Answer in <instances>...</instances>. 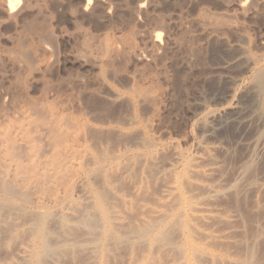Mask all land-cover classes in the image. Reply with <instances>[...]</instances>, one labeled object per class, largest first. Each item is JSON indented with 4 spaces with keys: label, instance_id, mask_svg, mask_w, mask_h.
I'll use <instances>...</instances> for the list:
<instances>
[{
    "label": "rangeland",
    "instance_id": "rangeland-1",
    "mask_svg": "<svg viewBox=\"0 0 264 264\" xmlns=\"http://www.w3.org/2000/svg\"><path fill=\"white\" fill-rule=\"evenodd\" d=\"M118 1H103L109 5L107 17L99 14L100 6L85 18L65 10V24L57 25L61 14L51 9L49 0H32L24 22L13 24V36L28 35L23 27H31V21L40 22L41 28L50 21L71 35L90 33L88 52L100 63V43L103 48L112 36L124 41L128 32L139 29L128 15L141 0ZM151 1L155 0L141 1L147 14L141 17L146 23L140 19V30L152 29L159 18L171 24L161 30L165 50L158 59L136 62L123 53L125 59L122 54L113 59L103 74L104 70L72 64L79 43L58 54L54 79L84 77L87 90L83 85L86 91L75 94L76 110L87 126L84 143L94 158L106 157L107 167L103 174L89 176L85 186L77 184V209L72 206L65 212V235L74 243L65 252L71 256L63 251L46 264H264V82L257 81L264 70V8H253L241 18L238 0H160L157 5ZM127 37L142 48L134 34ZM146 88L150 93L144 97L140 92ZM143 137L155 145L143 147ZM177 155L180 166H174ZM81 185L91 191L89 201ZM165 190L170 196H163ZM88 206L96 213H86ZM103 221L109 222L105 228L110 233L105 252L101 257L92 251L89 255L102 235ZM23 237L2 247L9 257L3 252L0 264L19 262L27 234Z\"/></svg>",
    "mask_w": 264,
    "mask_h": 264
},
{
    "label": "bare ground",
    "instance_id": "bare-ground-1",
    "mask_svg": "<svg viewBox=\"0 0 264 264\" xmlns=\"http://www.w3.org/2000/svg\"><path fill=\"white\" fill-rule=\"evenodd\" d=\"M21 1L23 2L20 3ZM30 1L32 2V0H0V32L5 31L12 33L6 36L0 35V43H7L10 46H4L7 48L0 49V259L4 258L2 255L7 253L6 250L5 252L3 250L4 254H2L3 252L1 251V249H6L2 248L6 243L12 242L13 239L16 238L17 240H19V238L23 239L24 234H27V238L25 237L26 243L23 244L25 247L21 249L22 256L18 257V259L20 258L19 262L12 263L9 258L8 260L5 258L6 261L11 262H7L8 264H46V262L53 257L61 255L60 253H63V251L65 252L67 248L72 249L74 243L71 244V240H67L68 236L66 237V230L64 231V228L68 227V224L65 221V215L67 216L68 214H65V212L67 210V212H69V209L72 208V206L76 207L74 205L76 198L73 199V193H75L74 190L79 187L77 185L78 183L82 182L81 184L84 183L85 186L87 184H85L86 179L92 178L89 176L101 175L107 167L104 160L106 157L103 160L94 158L93 156L95 155H91V152L86 148L84 143V130H86L85 127L87 126H85L86 123L82 122L81 117L77 112V110L79 111V109H77V103L79 101L75 98V94L80 92L83 88L84 77H73L70 75L71 77L62 78L61 76V78L54 79L53 77L58 69L57 63L60 58H58V54L64 51L67 46L74 43V47L76 43H79V49L77 50V53L75 52L76 55L73 54L74 57L71 55L73 57L72 64L76 63L80 69L90 67L91 70L97 71L98 73H101L104 68L112 65L113 59H116L117 57L120 58L121 54L123 57V53H128V56L136 62L144 63V61H142L144 60L143 57L156 60L159 58L162 49H164L161 46V30L170 24L166 19L159 18L160 15L158 14L159 19L153 23V27L150 26L152 29L148 31H144L146 30L144 29L141 31V23L139 22L140 19L142 22L141 17H146L147 11L145 8L146 1H138L139 3H137L134 9L132 8L131 10V17L129 15L128 17L130 22H132L136 28H139L134 29L135 27H133L134 30L131 31V34H134V37L136 36L142 41V48L139 47V49H137L131 44L133 42L131 40L133 36L132 38H129L132 42L126 39L128 38V35L131 36L130 32L124 37L127 41L124 38L123 41L121 37L112 36L111 39L113 40H111V42H109V40V43L107 42L108 44H105L106 42L103 43V48L98 41V44L100 43V48L98 49L99 52L95 48L98 54L100 53L101 55V61L98 63L97 61L99 58L96 61L95 59L97 58L93 59L96 56L92 58L89 53L90 51L88 52V49L91 48L90 36L92 34L90 33L89 36L86 32L78 31L71 35L67 33L68 30H62L63 27L57 28L50 21H47L48 25L45 22L46 27L44 28H41L40 22L37 23L31 21L29 22L31 27H25L26 24L24 25L23 23L24 28L23 25L21 26L18 24V26H21L19 28L23 27V32H27L28 35L24 34V36H22L19 34L22 37H17L15 34L16 37H14L13 27H17V25L13 26V24H17L18 22L22 24L21 21L27 16L26 13L32 11ZM103 1L105 2V0H91V3H89L88 0H49L48 3L52 7L51 9L56 10L61 14L56 18V24L59 25L65 21V19L63 20L65 10H69L71 15H84L85 18L88 13L91 15L95 14V12L98 11L97 9L94 10L95 7L100 6L99 14H102L103 17H107L106 15L109 13L107 7L109 5ZM113 2L114 1H112V3ZM151 2H154L157 5L160 3V0ZM237 2V16L239 17L240 15L241 18L247 17L246 15H249L253 8H260L261 10L264 8V0H238ZM56 11L53 12L55 13ZM66 13L70 17V14H68V12ZM45 16L47 17V15ZM34 19L32 18V20ZM71 19H68L69 23L76 24V22ZM124 20L126 21V19H123V23L125 22ZM125 23L127 24V22ZM217 23L218 22H216V24ZM62 24H65V22ZM126 26L128 27V25H125L124 27L126 28ZM74 28L79 29V26ZM225 28L228 27L225 26ZM113 31L115 30L113 29ZM21 34L23 33L21 32ZM118 35L120 36V34ZM13 37L15 39H13ZM121 62H123V60ZM105 71L106 69L103 71V74ZM75 75H77V73ZM257 76V81L263 83L264 70ZM39 84H41V88L38 89L37 85ZM86 85L87 84L84 85L85 89L87 88ZM84 88L82 89L83 91L85 90ZM137 88L135 89V92L137 91ZM32 90L37 93L36 96L30 94L31 92H34ZM148 93L150 92L147 88L140 92L142 96ZM142 139L143 141L145 140L144 137ZM142 143L143 145H141L145 148H152L155 145L154 142L149 140H145ZM141 153L143 154L141 150L136 152V154H139L140 156ZM136 154L134 155L136 156ZM86 161L89 162L90 169L86 168V166L89 165ZM180 162L181 158L177 155L174 166L179 165ZM84 188H82L85 190L82 191V194H87V196H85L86 198H93V196H91V191L87 189L88 186ZM79 189H81V187ZM83 192H85V194ZM163 196H170V190L163 191ZM99 197L102 196L100 195ZM83 198L84 197L82 196V200ZM86 198H84V200ZM90 199L87 198L86 200L89 201ZM102 199L100 204L103 203ZM90 208L91 206L89 209ZM85 209L88 210L86 213H89L91 212V209L94 208H91L90 211L86 207ZM70 216L71 215L69 214V217ZM87 217L90 219L93 216H90V218L89 216ZM106 223V221H103L101 224L102 226L100 227H104V229L99 238L100 241L98 239L96 246L92 247L93 244L91 245L94 251L90 250V253L88 252L89 255L95 253L101 257L102 253L105 252L103 251L105 249L104 246L106 247L104 244L110 237V233H108L109 229L107 230V228H105L109 222ZM21 235L23 236L19 237ZM10 245L12 244L10 243ZM10 245L9 248H11ZM13 250L11 252H13ZM91 251L93 253H91ZM19 253L20 250H18V256L21 255ZM65 253L63 255H65ZM72 253L75 252L72 251ZM68 255L71 256L70 253H68ZM94 255L90 257H95ZM5 257L9 256L6 254ZM52 260H54V258ZM1 261L3 262V260Z\"/></svg>",
    "mask_w": 264,
    "mask_h": 264
},
{
    "label": "snow or ice",
    "instance_id": "snow-or-ice-1",
    "mask_svg": "<svg viewBox=\"0 0 264 264\" xmlns=\"http://www.w3.org/2000/svg\"><path fill=\"white\" fill-rule=\"evenodd\" d=\"M89 3H91V0H88Z\"/></svg>",
    "mask_w": 264,
    "mask_h": 264
}]
</instances>
